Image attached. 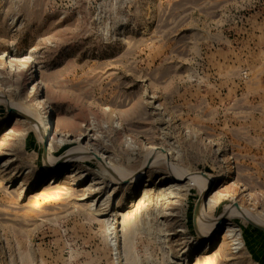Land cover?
<instances>
[{
	"label": "rangeland",
	"instance_id": "1",
	"mask_svg": "<svg viewBox=\"0 0 264 264\" xmlns=\"http://www.w3.org/2000/svg\"><path fill=\"white\" fill-rule=\"evenodd\" d=\"M238 208L264 224V0H0V264H264Z\"/></svg>",
	"mask_w": 264,
	"mask_h": 264
},
{
	"label": "bare ground",
	"instance_id": "2",
	"mask_svg": "<svg viewBox=\"0 0 264 264\" xmlns=\"http://www.w3.org/2000/svg\"><path fill=\"white\" fill-rule=\"evenodd\" d=\"M39 100V99H38ZM37 107H39V108H43L44 107V109L46 110H48L47 112H46V114H48L47 116H46V118L47 119H50V115L52 116V114H53V109H52V107L50 106V105H46V101L44 100V99H40L38 102H37ZM14 112L15 113H18V114H20L21 113V111L20 110H17V111H15L14 110ZM22 115H23V117L26 119V120H28V121H31V123H32V126L37 130V132L39 133V136H40V138H41V142H42V144H45V143H48L49 144V142H50V140H51V137L52 136H54V135H56L57 134V129L55 128H53V124H52V122H51V120H50V124H51V126H50V129H47L46 128V126H44V125H46V123H45V119L46 118H44V115L42 114L41 115V117L39 116L38 117V119L37 120H34V119H32L28 114H26V113H21ZM45 127V128H44ZM85 153H87V152H85ZM88 155L90 154L91 155V153H87ZM48 155H46V157H47ZM83 156V155H82ZM96 156V155H95ZM48 158V157H47ZM46 158V159H47ZM103 158V157H102ZM100 159V158H99ZM49 160H50V158H49ZM49 160H47V161H49ZM52 160H55V159H52ZM74 162V160H72V158H68V159H59L58 161H56V162H53V163H50L49 165H47L46 166V168H47V171L45 172V173H43L38 179H37V181H36V183H35V185H34V188H33V190H37L41 185H43L47 180H49L50 181V183L51 184H49V185H52V184H56L57 182H58V174H59V171L61 170V168H62V166L63 165H69V164H71V163H73ZM181 175V174H180ZM176 180L177 181H180V179L178 178V177H176ZM203 190H202V196L204 197V194L207 192V190H206V187L204 186L203 188H202ZM201 195V194H200ZM201 203V202H200ZM201 206V205H200ZM201 208V207H200ZM239 209V214H241L243 217H245V218H247V219H251L252 221L253 220H255V224H258L259 226H262L263 228H264V224H262L261 222H259V221H257L255 218H252V217H250L247 213H246V211H244L242 208H238ZM210 223V222H209ZM208 223V224H209ZM210 225H211V223H210ZM207 226V225H206ZM222 226V223L221 222H217V223H214L213 224V222H212V228H211V232H210V235H212V237L213 236H216L217 235V233H218V230H219V228ZM210 247L209 246H207L206 248H205V250H208Z\"/></svg>",
	"mask_w": 264,
	"mask_h": 264
},
{
	"label": "water",
	"instance_id": "3",
	"mask_svg": "<svg viewBox=\"0 0 264 264\" xmlns=\"http://www.w3.org/2000/svg\"><path fill=\"white\" fill-rule=\"evenodd\" d=\"M43 150H44V155L46 156L47 155V151H48V143L44 144ZM257 227H259L260 229L264 230V228L262 226H257Z\"/></svg>",
	"mask_w": 264,
	"mask_h": 264
},
{
	"label": "built area",
	"instance_id": "4",
	"mask_svg": "<svg viewBox=\"0 0 264 264\" xmlns=\"http://www.w3.org/2000/svg\"><path fill=\"white\" fill-rule=\"evenodd\" d=\"M48 111V110H47ZM47 114L44 115V118H46ZM46 126L49 128L50 127V119H45Z\"/></svg>",
	"mask_w": 264,
	"mask_h": 264
}]
</instances>
